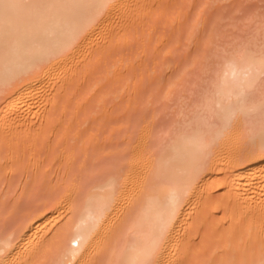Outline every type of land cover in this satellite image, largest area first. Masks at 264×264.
Returning <instances> with one entry per match:
<instances>
[{"label": "bare ground", "instance_id": "bare-ground-1", "mask_svg": "<svg viewBox=\"0 0 264 264\" xmlns=\"http://www.w3.org/2000/svg\"><path fill=\"white\" fill-rule=\"evenodd\" d=\"M150 2L0 0V137L8 138L11 129L42 123H34L33 113L46 114L57 107L62 93L78 80L81 66L102 56ZM257 16L249 17L245 39L238 32V37L230 36L236 42L225 35L229 42L221 41L228 44L218 39L216 56L212 54L202 76L196 77L200 84L193 78L187 88L181 86L185 91L200 90L180 89L181 93L176 88L164 94L171 104L176 100L167 108H173L178 119L171 125L149 126L152 141L145 135L146 143L142 140L138 149L131 148V158L116 153L102 171L85 168L87 176L78 183L71 172L67 180L73 183L67 186L73 188H66L65 178V185H48L49 193L37 177L35 183L27 177L21 185L9 170L12 181L7 177L9 185L1 182L6 191L2 199L0 194V205L18 192V185L26 189L20 194L38 195L40 205L26 217L15 210L16 223L10 221L13 216L0 212V264H188L193 231L206 211L217 209L211 201L218 188L226 190L223 201L233 206L230 222L251 226L247 233L236 228L231 234L229 244L236 254L214 256L216 260L212 256L204 264H264V247L259 249L255 241L264 236V15ZM252 20L262 24L252 23L254 29ZM19 158L20 153L12 152L10 167ZM29 183L44 188L43 195ZM62 186L70 189L63 192L65 197L58 196ZM123 195L130 198L127 206L119 202L126 199ZM56 216L60 223L41 234Z\"/></svg>", "mask_w": 264, "mask_h": 264}, {"label": "rangeland", "instance_id": "rangeland-1", "mask_svg": "<svg viewBox=\"0 0 264 264\" xmlns=\"http://www.w3.org/2000/svg\"><path fill=\"white\" fill-rule=\"evenodd\" d=\"M151 2L141 14L138 13L139 20L138 15L136 16L138 21L133 19L137 22L133 24V21L130 22L131 25H128L126 31L120 35V39L114 40V43L104 48L102 56L97 57L98 59L92 61L88 66H81L78 80L76 79L77 81L69 86L70 88L66 93L64 92L65 94L62 93L63 98H59L60 101L57 107L53 110L49 109L50 113H42L43 116L40 113L37 114V111L33 113L35 114L33 117H37V115L43 117L41 121H39L40 117L34 119L32 117L33 121L36 119L38 123L42 122L39 123L40 126H44L42 124L47 119V126L42 128L38 124H36L37 126L33 124V127H30L31 124L29 123L30 126L28 127L30 128L11 129L12 132L7 129V133L11 132L8 134L9 137L6 139L0 137V154L3 157L0 161V184L2 181L5 182L2 183V186L3 184L9 185V182L12 181L10 180L12 179L10 171H13L12 177L15 179L18 176L20 184L22 183L21 180L27 182V177L31 178L32 182L37 177L40 181L36 178L38 183L44 188L47 186L45 189L48 191V185H65V182L61 184V180L66 181L71 172L72 175L76 176L71 175L70 177L75 178L78 183L80 178H83L84 175L87 176L85 170L102 171L104 166L109 163L107 161L111 160L109 158L114 155L118 156L116 153H123L127 157L133 154V151L131 152L132 147V149H135V147L138 149L143 144L142 140H144V143H146L147 138L149 140V133H147L149 126L153 123L158 127L162 124L171 125L176 121L175 117L178 116V113H173L175 112V110L172 111L173 108L170 109L171 112L169 111L168 108L171 103L166 98L164 99V94L171 93L170 90L175 91L176 88H179L180 91L181 86L186 87L188 83L193 82V78L200 77L206 62H211V59L217 54L218 48L215 55L213 52L215 45L217 47L218 39L226 41L222 35L229 39L228 37H232L233 33L234 36L238 37L236 35L238 32L237 34H240L241 37L243 34V39H245V29H248L250 25L249 17L264 15V0H153V3ZM257 19L254 18L255 21ZM252 23L253 20L251 26H253ZM256 23H253L254 26H256ZM262 25H264V21ZM248 32L250 31L248 30ZM221 36L222 39L219 38ZM236 37L233 38L235 42ZM248 37H252V34ZM239 39L241 40L240 37ZM227 41L229 42V40ZM209 58H211V61H209ZM214 62L215 60L212 63ZM204 71H207L208 74L209 70L205 68ZM189 80L191 81L189 82ZM199 81H201L200 78L197 79L196 83H199ZM199 84L194 85L198 86ZM182 89L185 91L184 88ZM193 89L188 90L193 91ZM198 89L196 90L198 91ZM179 91L175 93L178 94ZM172 93L175 94L173 91ZM176 107L178 109V105ZM159 111L160 116L158 114L155 116ZM40 112H44V110ZM36 121L34 123H37ZM34 127L36 129H33ZM141 142L142 144H140ZM12 152L21 154V158L15 162L17 164L13 168L10 167L8 159ZM94 173L96 174V172ZM7 177H10V181ZM70 177L69 179H71ZM89 177H91V174ZM218 179L221 180V178ZM70 181L72 182V180ZM69 182L66 181V188L70 186L71 182ZM29 184L32 185V183ZM39 184L32 186L36 188V186H40ZM21 185H18L19 187L16 189L18 192L13 191L14 194H11L8 200L6 199V203L0 205V212L8 213L7 215H10V218L15 214V210L18 212V209V213L21 212V214H25L22 217H26V214L29 215L28 212L35 211V206L38 204V195L36 198L32 195L33 198H31L24 193L25 198H21L24 194H20V192L26 190L25 184L22 187ZM41 186L37 189L40 190ZM72 186L69 188H73ZM1 187L2 199L5 197L3 193L6 188ZM4 187L8 186L5 185ZM8 188H11V186ZM37 189L33 190L36 192ZM65 189L57 191L59 197L60 193L65 192L68 194L70 192V189H67L68 191ZM218 189L214 191L215 193L213 192V201L210 200L213 202L211 203L213 207L218 205L217 209L213 208L211 211L208 209L206 215L198 219L196 229L193 231L195 237H192L194 243L192 242L191 259L187 262L188 264H197L202 261H204L202 262L204 264L212 256L213 258L216 256V259H218L223 258L225 255V258H227L226 255L235 252L232 251L234 245L230 246L232 242L231 234L235 232L234 229L237 228L247 233L251 226L247 222L240 224L236 221L234 223L230 222L233 206L227 205L223 201L226 190ZM43 191L40 194L43 195ZM35 192L31 191L32 194ZM37 193L39 192L37 191ZM63 195L65 197V194ZM125 198V203L123 199L119 202L122 201L123 205L126 204L125 206H127L130 198ZM0 203L2 202L0 201ZM122 203L118 205L121 206ZM123 205L120 209L124 207ZM4 216L5 221L7 218L9 219L6 215ZM15 216H13L14 220L9 219L11 223L12 221L17 222L18 215L16 218ZM22 217L18 218L22 220ZM56 218L57 216L47 223L40 233L44 234V231H48L50 227L51 229L55 228V225L60 223L61 220L60 217ZM262 231H264V227ZM255 241L260 244L259 249L260 246L264 247V236L256 237ZM223 246L224 248H228V246L230 248L223 249ZM21 251H23V248Z\"/></svg>", "mask_w": 264, "mask_h": 264}]
</instances>
